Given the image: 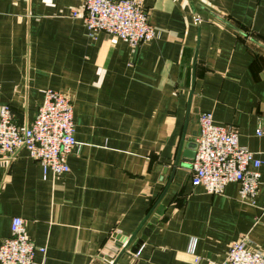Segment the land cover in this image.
<instances>
[{"label":"crops","instance_id":"0c3cea01","mask_svg":"<svg viewBox=\"0 0 264 264\" xmlns=\"http://www.w3.org/2000/svg\"><path fill=\"white\" fill-rule=\"evenodd\" d=\"M133 1L155 30L136 49L90 38L84 0H0V107L28 128L59 92L76 142L58 177L24 150L0 162V243L20 218L36 264L218 263L240 240L264 257V0ZM201 113L260 162L253 206L191 185Z\"/></svg>","mask_w":264,"mask_h":264},{"label":"built area","instance_id":"2783aa9c","mask_svg":"<svg viewBox=\"0 0 264 264\" xmlns=\"http://www.w3.org/2000/svg\"><path fill=\"white\" fill-rule=\"evenodd\" d=\"M70 17L82 20L90 38L105 34L131 49L155 37L145 8L133 0H84L82 9L72 11ZM197 123L196 150L190 163L191 185L202 188L206 194L221 195L228 184L236 183L239 200L253 206L260 185V162L239 145L232 128L215 126L211 114H199ZM261 130L259 126L257 136L263 134ZM74 133L72 106L59 92H43L42 103L28 128L18 127L10 107L1 106L0 162L9 161L17 151L24 150L31 160L41 165L45 175L49 171L54 177L61 176L68 172L65 158L76 145ZM261 216L264 217V207ZM24 227L22 219H12L10 235L0 243V264H36L35 252L44 253V249H37L27 239ZM193 263L264 264V257L240 240L228 247L221 262L194 257Z\"/></svg>","mask_w":264,"mask_h":264},{"label":"water","instance_id":"95a60500","mask_svg":"<svg viewBox=\"0 0 264 264\" xmlns=\"http://www.w3.org/2000/svg\"><path fill=\"white\" fill-rule=\"evenodd\" d=\"M189 148H190V151H195V150H196V144H195V143H192V144L189 146ZM140 245H141V242L139 241V242L137 243L136 247L134 248V251L139 250Z\"/></svg>","mask_w":264,"mask_h":264}]
</instances>
